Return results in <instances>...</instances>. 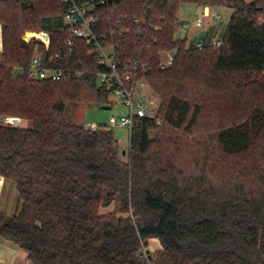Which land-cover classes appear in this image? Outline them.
<instances>
[{"label":"trees","instance_id":"obj_1","mask_svg":"<svg viewBox=\"0 0 264 264\" xmlns=\"http://www.w3.org/2000/svg\"><path fill=\"white\" fill-rule=\"evenodd\" d=\"M27 1L0 0V116L32 123L0 126V175L15 183L23 202L13 217L0 211V237L26 251L33 264H264V143L254 164L238 163L215 175L206 167L186 171L150 138L164 124L175 130L197 124L200 96L187 78L199 76L207 62L215 87L221 77L250 79L238 82L240 100L249 92L246 120L219 130L217 144L227 156L241 157L264 137V0H118L114 17L103 11L105 33H110L108 21L119 18L131 27L125 36L114 37L118 51L124 60L141 55L148 62V80L162 100L161 125L150 118L134 124L128 162L121 161L112 131L89 130L65 119L68 101L100 107L110 104L112 93L98 83L104 67L66 27L67 6L33 0L32 23L8 20L7 14L19 2L26 9ZM183 5L233 10L222 47L198 50L175 38ZM137 18L143 23H133ZM29 28L48 33L50 53L82 76L29 79L37 47L21 38ZM68 39L72 46L66 45ZM163 50H176L174 65L165 71L158 66ZM18 69L24 72L16 75ZM83 87L92 98H80ZM112 205L114 211L100 213ZM151 239L161 245L155 254L146 249Z\"/></svg>","mask_w":264,"mask_h":264},{"label":"rangeland","instance_id":"obj_2","mask_svg":"<svg viewBox=\"0 0 264 264\" xmlns=\"http://www.w3.org/2000/svg\"><path fill=\"white\" fill-rule=\"evenodd\" d=\"M20 2L23 3L22 1ZM20 2L16 9L7 14L8 20L13 19L18 22L23 20L27 22L33 21L32 15L36 14L33 5L34 1H27L26 9L21 7ZM189 8L188 5L181 6L177 17L180 21H190ZM228 14L229 11L227 9L220 11L224 21L228 20ZM28 25L30 24L28 23ZM36 31H38L36 28L25 29L21 32V38L23 39L28 33ZM186 34L187 28L182 24L178 25L175 38H184ZM200 71L199 76H189L188 80L186 79L190 87L197 88L200 96L199 106L201 110L197 124L190 130H175L166 124L152 130L150 138L157 141L156 149L171 154L186 171L196 172L198 169L206 167L212 174L219 175L232 168H237L238 163L243 165L254 164L261 159L259 155L261 146L264 143V137L256 142L254 149L249 154L241 157L227 156L216 141V133L219 130L246 120L250 110L249 92L244 96L245 101L240 100L238 82L245 85L250 79L246 76L238 75L230 76L229 78L221 77L220 85L215 87L209 82L213 78L211 65L208 62L202 66L200 65ZM15 74L19 75L20 72L15 71ZM261 77L262 75L257 76V78ZM82 93L83 96L80 98L84 97L86 100L92 98L88 88L83 87ZM253 101L254 99H251V103ZM109 102L110 108L102 109L97 105L83 101H68L64 116L68 122L82 125L86 129L95 128L112 131L120 143L119 157L121 161L128 162L130 153L129 131L126 128H122L119 124L120 120L128 114V109L117 98L116 94L109 97ZM245 102H248L249 105ZM20 124H22L21 127H24V124L32 123L21 120ZM114 209L115 205H112L109 208H102L100 213L105 215L111 213ZM158 247L159 243L156 241L155 245L151 244L146 249L155 254Z\"/></svg>","mask_w":264,"mask_h":264},{"label":"built area","instance_id":"obj_3","mask_svg":"<svg viewBox=\"0 0 264 264\" xmlns=\"http://www.w3.org/2000/svg\"><path fill=\"white\" fill-rule=\"evenodd\" d=\"M67 6L64 23L72 36L90 48L88 56L96 58L97 63L104 67V71L97 74L98 83L116 94L128 109V114L120 120V126L129 131V140L136 121L140 118H150L158 125L162 124L159 118V110L162 104L160 96L148 80L150 67L148 62L139 55L136 58L122 59L114 37H123L131 32L130 26H125L121 18L115 22L108 21L110 33H105V23L101 21L103 11L114 13L118 10V0H60ZM211 16L203 12L196 20V25L203 31L204 19ZM214 21H221L220 14L212 15ZM135 24L143 23L141 19L133 20ZM177 24H182L177 21ZM183 25V24H182ZM112 27V28H111ZM154 31L160 28L153 26ZM142 27H138V33H142ZM23 41L26 45L36 44L30 66L27 70L29 79L33 81L59 82L73 77H81L83 72L75 69L70 64H61L59 54H51V38L48 33H28ZM72 39L66 41L67 46H72ZM224 44L222 40L210 42L200 41L195 44L198 50H203L207 45L220 48ZM176 50H163L158 54L159 68L162 71L170 69L175 63ZM20 74L23 69H18ZM110 95V96H111ZM13 118H6L8 124L13 126ZM94 130L95 128H89Z\"/></svg>","mask_w":264,"mask_h":264},{"label":"crops","instance_id":"obj_4","mask_svg":"<svg viewBox=\"0 0 264 264\" xmlns=\"http://www.w3.org/2000/svg\"><path fill=\"white\" fill-rule=\"evenodd\" d=\"M256 0H245L246 3H252ZM188 13L191 14L190 21H180L187 28L186 37L180 38L187 40L189 43L196 44L200 41L210 42L213 40H222L230 20L233 10L229 8H210L188 5ZM227 9L229 11L228 20L214 21L212 15L220 14L221 10ZM208 12L211 16L204 19L205 28L207 31L201 30L196 25V20L202 15L203 12ZM224 19V18H222ZM228 21V22H227ZM3 51V27L0 22V53ZM21 122V120H20ZM10 125L6 121V117L0 116V126ZM22 124L19 125V127ZM25 128L31 127V124H24ZM119 142V141H118ZM120 146V143H119ZM23 209V202L19 198L17 187L15 183L10 180L5 179L0 175V211L5 213L8 217H13L18 215ZM158 241L159 247L156 249L155 253L161 250V245L158 239H151L149 241V246ZM151 252V251H150ZM0 264H33L28 258L26 251L21 249L19 246L11 243L2 237H0Z\"/></svg>","mask_w":264,"mask_h":264},{"label":"water","instance_id":"obj_5","mask_svg":"<svg viewBox=\"0 0 264 264\" xmlns=\"http://www.w3.org/2000/svg\"><path fill=\"white\" fill-rule=\"evenodd\" d=\"M100 108H102V109H108V108H110V106L109 105H101L100 106ZM20 120L19 119H14L13 120V127H19V125H20Z\"/></svg>","mask_w":264,"mask_h":264}]
</instances>
